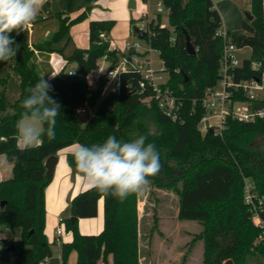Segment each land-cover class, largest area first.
I'll list each match as a JSON object with an SVG mask.
<instances>
[{
    "label": "trees",
    "instance_id": "trees-1",
    "mask_svg": "<svg viewBox=\"0 0 264 264\" xmlns=\"http://www.w3.org/2000/svg\"><path fill=\"white\" fill-rule=\"evenodd\" d=\"M99 1L86 0L75 19L57 14L58 29L35 46L29 45L24 32L13 34L19 51L14 59L0 62V155L13 166L12 177L0 182V204L6 202L0 207V233L21 229L19 239L0 238V264H41L52 257L45 234V191L51 182L46 177V159L75 144L103 143L110 135L121 141L144 135L146 143L155 144L162 169L150 178L149 188L174 190L179 198L178 219L202 224L203 230L193 240L202 242L201 264L264 261V242L258 240L264 232V118L250 123L228 118L221 134L202 133L199 128L207 114L202 98L207 88L219 82L224 48L222 39L215 36L222 21L213 1L161 0L170 13L168 27L162 26L161 15L148 23L151 34L144 40L159 52L169 78L167 87L181 102L177 121L167 116L154 98L146 100L152 92L141 93L142 77L136 72L123 73L118 90L102 99L106 79L95 89L88 87L86 77L98 70L103 60L114 67L122 56L110 47L108 38L115 20L91 21L88 49L74 45L72 26L87 19ZM249 13L254 17L243 24L245 33L232 36V40L238 48H251L252 58L234 70L235 79L257 77L264 84V0H251ZM185 31L195 46L194 55L187 52ZM102 33L106 39L100 37ZM36 51L58 54L66 65L73 63L79 69L73 75L64 68L47 81L52 86L49 95L61 105L55 139L45 134L39 145L21 151L16 141V122L23 112L20 105L29 95L26 89L42 78L34 61ZM253 63L260 65L259 71L252 69ZM255 107H264V100ZM93 108L90 119L80 124L78 112ZM72 154H67V163L81 175ZM101 199L105 206L103 230L82 234L78 220L96 218ZM141 200L140 195H131L120 201L90 188L76 195L70 217L61 220L73 237L61 244L62 264L68 263L72 252L78 254L76 264H98L110 255L115 264H140ZM253 207L262 225L253 220ZM147 210L145 205L144 213ZM71 217L78 220L73 223ZM149 232L154 233L153 228Z\"/></svg>",
    "mask_w": 264,
    "mask_h": 264
},
{
    "label": "clouds",
    "instance_id": "clouds-1",
    "mask_svg": "<svg viewBox=\"0 0 264 264\" xmlns=\"http://www.w3.org/2000/svg\"><path fill=\"white\" fill-rule=\"evenodd\" d=\"M47 0H0V62L14 59L19 51L15 35H20L37 20ZM52 86L42 77L26 91L20 119L16 122V141L21 151L41 143L43 135L55 139L56 118L61 105L49 95ZM47 125L45 128L44 126ZM140 135L130 141L110 135L103 143L75 145L73 158L84 183L107 197L120 201L140 195L150 178L162 169L160 153L154 143Z\"/></svg>",
    "mask_w": 264,
    "mask_h": 264
},
{
    "label": "rangeland",
    "instance_id": "rangeland-1",
    "mask_svg": "<svg viewBox=\"0 0 264 264\" xmlns=\"http://www.w3.org/2000/svg\"><path fill=\"white\" fill-rule=\"evenodd\" d=\"M85 0H47L43 9L39 13L37 20L34 24L24 31L29 45H36L39 42H42L46 39L50 34H53L59 25V17L53 15V3L56 2L61 9L60 12L69 16L71 19H75L78 15H80V8L83 6ZM131 0H103L100 6L93 9L90 12L87 19L75 24L71 28V35L75 40L78 38V41L82 43L85 41L88 44V24L89 21H93L94 19H104L109 17L116 21L114 28L110 33V37L114 43V48L123 50L126 42H134L137 40L136 36L133 34L134 29L137 28V21H140L142 18V14L138 12L144 7L149 9L151 16L158 13L156 4L159 0H137L136 7L131 11L129 8ZM188 2V0H183V3ZM217 4L220 1L214 0ZM236 4V8H232L233 5ZM234 9V10H233ZM251 11V0H226V12L224 16V25L228 24L227 29L231 36L244 34L243 24L245 22L249 23L250 21L247 18V13ZM226 19V20H225ZM133 20V23H132ZM162 21L164 24H168L167 18L163 13ZM48 34L45 35V33ZM109 42H111L109 40ZM112 44V43H111ZM110 44V47H111ZM142 47L147 48V41H141ZM84 49V48H81ZM237 58L239 60L251 59L252 58V50L249 47H245V49H241L237 52ZM154 66L159 68L161 65V58L159 54L152 53ZM35 64L41 74V76L46 81H51L55 77V67H54V59L49 53L43 52H35L34 58ZM72 68L79 69L76 64H70L67 67V70H71ZM104 71L107 70V66H103ZM48 74V76H47ZM110 94H113L114 91H109ZM109 94L101 93V99L107 97ZM263 95V94H262ZM91 116L94 114V108L90 109ZM213 125L217 126L218 122L215 118L211 119ZM77 145V144H75ZM10 164L7 161L4 155L0 156V171H9ZM153 194H152V193ZM142 200L139 202V213L144 216L143 222V232H149L150 229L153 228V232H181V234H189L190 241L179 243L176 247L177 252H181L182 256L179 261L172 262V264H190L192 262V257L196 254L192 252L191 249H199L201 248L202 242L197 241L193 242L196 235L199 234L203 230V226L201 223L197 221H182L178 219V206H179V198L174 190H168L161 187H153V191L150 190L149 185L146 186L145 190L142 194H140ZM147 206L148 210L144 213V206ZM157 217V220L154 221V217ZM91 219H83V222H89ZM62 224V223H61ZM59 228L64 230V225H60ZM142 232V233H143ZM21 235V229L15 228L13 230L7 229L0 233V238H7L10 240L19 239ZM91 235V234H87ZM171 238H168L171 241ZM172 242V241H171ZM3 249L0 246V252ZM52 253H57V248L54 244L51 243ZM195 254V255H194ZM202 258V257H201ZM257 260V259H254ZM259 264H264L263 260H257ZM257 262V263H258ZM41 264H45L44 261ZM194 264V263H193ZM196 264V263H195ZM253 264V262H252Z\"/></svg>",
    "mask_w": 264,
    "mask_h": 264
},
{
    "label": "built area",
    "instance_id": "built-area-1",
    "mask_svg": "<svg viewBox=\"0 0 264 264\" xmlns=\"http://www.w3.org/2000/svg\"><path fill=\"white\" fill-rule=\"evenodd\" d=\"M158 13L151 16L149 9L139 10L142 14L140 21H137V28L146 34H151L148 23L151 20L156 19L159 15H164L168 21L169 10L165 8L163 2L159 0L156 4ZM162 26L168 27V24ZM168 23V22H167ZM215 32V36L222 39L224 43L223 54L220 59L219 67V82L216 86L207 88L202 98V105L206 110V116L200 121L199 128L202 133L208 132L213 129L214 133L221 134L224 130L226 120L233 118L245 123L254 122L257 119L264 118V107L256 108L255 103L264 100V84L259 78L236 80L234 70L241 68L244 64V60L237 58V52L241 50L236 44L233 43L231 34L225 30L224 27H219ZM133 34L134 31H133ZM102 39H106L105 33L100 35ZM143 39L137 38L134 42H126L123 50H120L122 54L120 61L114 67L107 66V70L104 71L103 64L100 63L98 70L88 74L86 77L88 87L92 90L98 86L101 79H106V83L103 87V94H110L109 91H117L120 86L121 75L130 71L136 72L142 77L139 81V89L141 93L146 90H151V96L146 100L154 98L159 107L169 116L172 120L178 119L179 109L181 102L175 97V94L167 87L168 74L165 71L164 63L161 62L159 68L154 66L152 53L159 54V52L150 47L147 42V48L142 47L141 41ZM117 49V48H116ZM119 50V49H118ZM37 52V51H36ZM160 56V55H159ZM104 61V60H103ZM162 61V60H161ZM106 62V61H104ZM259 64L253 63L252 69L259 71ZM66 67H62V69ZM67 71V70H66ZM69 74H76L75 70H68ZM263 94V95H262ZM215 118L218 125L212 124L211 119ZM208 122V126H206ZM5 140V138H1ZM248 201H251L248 196ZM253 220L262 225L255 208L253 207ZM62 229L57 230L58 238L56 243L62 244L60 236L62 235ZM260 241L264 242V232L259 236ZM46 260H49L47 258Z\"/></svg>",
    "mask_w": 264,
    "mask_h": 264
},
{
    "label": "crops",
    "instance_id": "crops-1",
    "mask_svg": "<svg viewBox=\"0 0 264 264\" xmlns=\"http://www.w3.org/2000/svg\"><path fill=\"white\" fill-rule=\"evenodd\" d=\"M86 1V0H85ZM84 1V3H85ZM103 0L99 1V6ZM125 1V0H123ZM127 1V0H126ZM132 1V0H131ZM134 1V9L136 7L137 0ZM214 8L219 12L221 21H222V27L225 28V30L228 31L227 27L228 24L224 25V14L226 12V0H219V3H215L214 0ZM83 3V4H84ZM131 4V2H130ZM232 8H236V4H232ZM130 8V6H129ZM60 9V8H59ZM131 9V8H130ZM143 9H146L144 7ZM140 8V10H143ZM61 10V9H60ZM133 9H131L132 11ZM234 10V9H233ZM83 11L82 8H80V12ZM53 12V11H52ZM53 15H55L53 13ZM94 20H114L109 17H106L104 19H94ZM93 20V21H94ZM226 20V19H225ZM90 23V21H89ZM48 32L45 33L44 36H46ZM136 38L138 36L134 34ZM73 42L74 38L71 35ZM109 40L111 41V48H114V43L110 37V34L108 36ZM76 42L74 45L77 48H84L88 49L89 47V24H88V44L83 41L80 43L78 41V38L75 40ZM31 46V45H30ZM35 46V45H33ZM52 58L54 59V67L57 73L61 70V68L64 66L67 67L70 64L66 65V61L62 56L58 54H50ZM101 64L104 66H108L106 62L102 61ZM71 70L78 71V69L72 68ZM68 71V70H67ZM55 75V76H56ZM48 76V74H47ZM75 145H72L70 147H67L65 149H62V151H59L57 153L58 163L55 167L53 178L46 188L45 191V209H46V227H45V234L47 236L48 242L51 244H54V246L57 248V253L52 254L51 258H57L59 259V264H62L61 259V244L56 243V240L58 238L57 230L61 229L59 226L61 224V220L70 217V205L71 201L75 198L76 195H78L80 192L87 190L89 187L84 183V181L81 178V175L77 174L73 168H71L66 160V156L68 153L74 152ZM2 156V155H0ZM10 164L9 171H0V182L6 179H9L12 177V164ZM104 201L101 199L98 203V216L96 218H91L89 222H83V219L78 220L79 225V231L82 234H99L103 228H104ZM139 217L141 219L142 214L139 213ZM65 232H62V235L60 236V240L62 243H68L72 241V233L67 232L64 226ZM63 231V230H62ZM171 241L168 240V238H171ZM190 235L189 234H181V232H143L141 234V239L139 241V247L141 251V258H140V264H172V262L179 261L181 259V252L176 251L177 245H179L180 242L190 241ZM192 252H194L195 256L192 257V262L190 264H201V257H202V245L199 249H191ZM77 253L72 252V254L69 256L68 263L67 264H76L77 263ZM113 255H110L107 257L106 261L103 259L98 262V264H115L113 260ZM45 260V264H50V259ZM258 260V259H257ZM257 260L252 259L250 261V264H259ZM258 262V263H257Z\"/></svg>",
    "mask_w": 264,
    "mask_h": 264
},
{
    "label": "water",
    "instance_id": "water-1",
    "mask_svg": "<svg viewBox=\"0 0 264 264\" xmlns=\"http://www.w3.org/2000/svg\"><path fill=\"white\" fill-rule=\"evenodd\" d=\"M130 8L134 9V1L133 0L131 1ZM53 13L55 15L60 13L59 6L56 2L53 3ZM253 17L254 16H252L250 13H247V18L249 21H252ZM134 33L138 36L139 39H143L145 37V33L140 31L139 28L134 29ZM185 34H186V40H187L186 46H188L187 52L191 55H194L196 53V50L194 48L195 46H193L191 39H190V37L186 31H185ZM90 117H91V113H90L89 109H83V110L79 111L77 114V119H78V122L80 124H85L90 119ZM206 126H208V122H206ZM209 131L211 134H214L213 129H210ZM57 163H58L57 155L50 156L49 158L46 159L45 167L47 169L46 177L48 180H52ZM5 203L6 202H2L0 204V207L3 208ZM77 220H78V218L71 217V221H73V223L76 222ZM13 249H14V247L12 246L8 250L12 251ZM50 264H59L58 257L57 258H51ZM225 264H232V261L229 260V261L225 262Z\"/></svg>",
    "mask_w": 264,
    "mask_h": 264
}]
</instances>
